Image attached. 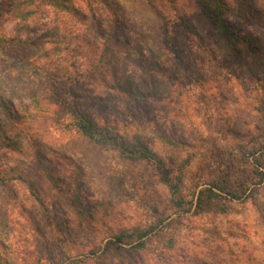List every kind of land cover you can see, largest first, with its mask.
Instances as JSON below:
<instances>
[{
  "label": "clouds",
  "instance_id": "clouds-1",
  "mask_svg": "<svg viewBox=\"0 0 264 264\" xmlns=\"http://www.w3.org/2000/svg\"><path fill=\"white\" fill-rule=\"evenodd\" d=\"M254 9L227 18L239 42L197 37L190 58L149 73L106 61L87 25L26 50L0 35V120L74 160L96 205L92 220L71 213V237L0 224V264H264V0ZM137 139L143 156L126 159Z\"/></svg>",
  "mask_w": 264,
  "mask_h": 264
},
{
  "label": "rangeland",
  "instance_id": "rangeland-1",
  "mask_svg": "<svg viewBox=\"0 0 264 264\" xmlns=\"http://www.w3.org/2000/svg\"><path fill=\"white\" fill-rule=\"evenodd\" d=\"M23 1L25 0H0V33L15 32L18 40L21 35L27 37L26 40L20 41L21 43L34 42L36 47H40L45 41H50L48 30L52 25L49 27L50 22L53 23V13L49 6H37V4L11 8L12 5ZM226 2L241 17H248L251 12L253 19H261L256 15L254 9V3L257 0H244L241 5L236 1L235 7L228 0ZM155 3L157 6H163L166 12L169 8L177 12V17L170 19L172 22L170 31L177 38L175 44L180 60L190 58L192 55L190 49L198 42L197 37L191 36L194 29L189 24L186 27L187 22H192L195 28L199 29L202 38L209 42L213 40L207 31V27L201 22V14L188 1L184 0L179 7H169L173 5L165 4L162 0H155ZM28 9H34L35 13L28 19H22L19 16L20 10L25 11ZM193 10L198 13L196 16L189 19L185 15L183 20L180 19L181 14H187ZM38 12L39 15H37ZM236 12L227 14L225 19L227 25L234 32L239 33L238 26L230 25L227 19ZM16 20H19L20 23L16 24ZM37 33L40 34L37 35ZM251 43L255 44L253 41ZM21 47L25 50L30 49V46L26 45ZM0 123L2 127L8 129L11 127V124L6 120H0ZM4 127L3 129H5ZM3 129L0 127V136H2ZM12 140L13 149H23V152H15L9 157L3 155L4 149L0 147V171L4 174L7 172L5 176L3 174V180L6 177L4 182L0 181V224L6 222L7 226H14L20 221H26V227L35 230L40 236H45L50 231H56L60 234L67 233L71 237L72 233L68 229L71 213L75 212L77 214L78 210L83 209L84 214L81 215V218L92 220L96 207L89 199L90 192L81 178L78 170L79 166L77 165L76 170H74V160L52 154L53 149L40 148L38 142L32 147V150H27L21 136L19 139ZM21 143H23L24 148ZM42 156L46 158L42 159ZM20 157H24V159L20 160L19 164L14 167L9 166L13 160ZM14 168L20 170L23 176L15 177L14 174V178L7 180L10 176L8 172L10 173ZM12 180L15 183H12ZM12 202H15L14 206ZM14 216H18L20 220H13ZM0 244H2V241H0ZM41 247L44 251L48 250L47 245ZM37 264H39V261H37ZM192 264H205V262L193 256Z\"/></svg>",
  "mask_w": 264,
  "mask_h": 264
},
{
  "label": "trees",
  "instance_id": "trees-1",
  "mask_svg": "<svg viewBox=\"0 0 264 264\" xmlns=\"http://www.w3.org/2000/svg\"><path fill=\"white\" fill-rule=\"evenodd\" d=\"M184 0H162L165 4H172L169 7H179ZM193 5L195 9L201 14V22L207 27L210 37L213 40L226 39L230 43L239 42L242 38L239 33L234 32L226 23L225 16L229 13H235L233 9L227 4V0H186ZM240 5L244 0H236ZM246 1V0H245ZM258 3V0L257 2ZM254 3V4H256ZM44 5L49 6L53 13L54 19L50 22L49 32L50 41L59 45L63 43L67 36L66 34H73L76 30L84 25H87V32L91 36L89 43H96L99 40H104L105 45V60L109 63L118 61L121 57L124 58L126 66L130 69H139L145 73L153 70H164V64L170 58L180 60L176 51L177 38L174 37L170 31L172 22L166 13V10L161 5H156L155 0H25L11 8H19L20 5L25 6ZM151 10L153 19H146L144 13ZM35 13L34 9L20 10L19 16L22 19H28ZM194 32L191 36L201 37L199 29H196L192 22H187ZM147 25L148 30L155 33L157 36L163 35V44L156 50L147 48V35L142 30ZM18 30V28H16ZM2 35V33H0ZM17 38V37H16ZM202 38V37H201ZM254 42V41H253ZM21 46H30L32 48H39L35 46L34 42L21 43ZM14 50V49H13ZM10 50L9 54L14 55L15 50ZM67 51V49H65ZM59 51V48L56 49ZM148 55H145V52ZM45 56L48 53L44 54ZM150 67V68H148ZM175 75V73H169ZM124 90L133 97L134 87L128 83V79L121 82ZM134 98V97H133ZM11 124V127L3 129L2 136H0V147L4 149V154L11 157L15 152H23V149H13V140L19 139L20 132L16 131V123L10 119H4ZM6 123V122H5ZM8 123V124H9ZM9 124V125H10ZM1 125V123H0ZM144 143L143 139H137L136 147L131 148L124 146L123 151L127 154L126 159L137 160L143 153L140 151V146ZM37 142L33 141L26 148L32 150V147ZM23 147V143H21ZM40 148H47L39 145ZM24 148V147H23ZM51 153L61 155L55 150ZM46 157L42 156V159ZM46 161V159H45ZM48 163V162H46ZM8 171V170H7ZM3 174L0 171V181L4 182ZM7 174V172L5 173ZM4 174V176H5ZM11 178L21 177L23 174L17 168L10 171ZM9 180V179H7ZM74 196V194H73ZM77 214L81 217L84 210H78ZM142 247V245H140Z\"/></svg>",
  "mask_w": 264,
  "mask_h": 264
}]
</instances>
